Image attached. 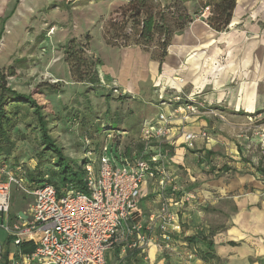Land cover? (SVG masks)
<instances>
[{
	"label": "crops",
	"instance_id": "0c3cea01",
	"mask_svg": "<svg viewBox=\"0 0 264 264\" xmlns=\"http://www.w3.org/2000/svg\"><path fill=\"white\" fill-rule=\"evenodd\" d=\"M23 1L27 2L16 0L0 22L9 21ZM206 2L171 0L165 5L183 6L190 22L171 38L162 64L141 46L104 44L118 59L99 72L107 84L128 94V104L140 113L139 119L158 124L153 113L159 110L171 117L165 140L173 157L171 169L182 192L196 197L174 207L184 230L173 256L162 254L154 243L146 258L140 253L122 254L118 248L109 257L115 256L119 264H190L186 254L206 249L207 242L214 244L216 258L210 261L215 264H264V0H237L223 32L206 22L210 13L203 8ZM1 28L4 31L5 26ZM141 83L148 85L145 96L138 90ZM179 93L196 105L197 115L183 120L176 114L177 104L170 99ZM164 104L172 108L165 109ZM183 132H206L208 138H199L195 149L189 150ZM122 140L131 141L128 133ZM142 193L141 212L159 206L151 183ZM5 238L1 232L0 242L5 244ZM6 247L10 258L16 249ZM210 261L196 256L191 264Z\"/></svg>",
	"mask_w": 264,
	"mask_h": 264
},
{
	"label": "built area",
	"instance_id": "2783aa9c",
	"mask_svg": "<svg viewBox=\"0 0 264 264\" xmlns=\"http://www.w3.org/2000/svg\"><path fill=\"white\" fill-rule=\"evenodd\" d=\"M209 8L206 9L208 11ZM182 82L181 80L179 83ZM116 95L120 89L112 84ZM177 104L176 114L186 120L197 115L196 105L179 93L170 99ZM170 119L161 113L158 124L145 121L140 136L123 147V135L108 134L99 147L84 138L83 182L86 192L73 186L36 185L28 179L21 166L15 169L0 167V264H108L110 252L120 249L122 254L140 253L145 258L154 243L169 257L177 252V240L183 224L175 206L192 203L196 197L183 193L171 169L172 154L165 146L170 135ZM161 123V125H159ZM186 148L195 149L206 132H183ZM120 140V145L114 141ZM151 183L160 202L149 213L139 210L143 187ZM33 197L26 217L10 218L12 188ZM181 196V200H177ZM140 217L136 222L135 217ZM31 242L35 251L21 252L20 247ZM7 245L16 249L9 258ZM189 252L188 263L196 260Z\"/></svg>",
	"mask_w": 264,
	"mask_h": 264
},
{
	"label": "rangeland",
	"instance_id": "374dc122",
	"mask_svg": "<svg viewBox=\"0 0 264 264\" xmlns=\"http://www.w3.org/2000/svg\"><path fill=\"white\" fill-rule=\"evenodd\" d=\"M131 1L70 0L69 3H60L57 0H27L17 5L16 13L9 21L5 24L0 22V26H5L4 31L2 28L0 30V34L3 33L0 36V70L14 67L15 76L9 79L10 86L21 93L30 94L36 87L46 84L58 87L59 92L56 94L44 90L43 94H35L34 98L43 107L51 137L64 148L73 162L81 163L84 157L81 143L86 136H90L85 134H89L90 130L95 131L93 127L97 125L107 124L109 119L112 122L116 117L114 126L123 127L131 140L135 141L140 136L144 121L139 119L140 113H134L128 99L120 103L116 98L102 97L106 93L98 85L77 82L70 75L63 51L66 43L75 38L85 48L86 56L93 59L97 56L102 60L100 71H104L103 66L115 63L117 54L106 48L104 36L111 23H118L124 28L119 34L128 38L129 46L136 45L139 29L130 19V13L123 12ZM170 1L155 2L162 3L163 7ZM15 2L16 0H0V16L8 14ZM171 7V12L176 15L182 12L183 6L173 4ZM110 33L109 38L115 31L110 29ZM88 37L90 42L87 44ZM160 39H166L164 33L156 34L152 43L141 45V48L159 55L162 52L159 47ZM124 42L122 39L112 41L109 47L123 48ZM146 86V83L138 85L142 96H145ZM163 107L172 108L168 104ZM162 111L166 114V110ZM161 113L159 110L153 114L159 118ZM14 121L17 125L14 131L16 147L14 153L5 160L9 170L13 165L24 164L27 176L37 178V182L48 178L53 183L56 182L54 155L44 149L37 118L32 110L21 108L16 112ZM257 126L258 131L263 128L260 123ZM100 135L105 137L106 133ZM101 141L97 140L96 143ZM261 169L264 171V167ZM32 201V196L25 195L16 187L12 188L10 218L14 219L20 214L27 215ZM205 252L206 249L200 248L195 251L200 259ZM118 262L115 256L111 259L108 257V264H119ZM209 264L215 262L210 261Z\"/></svg>",
	"mask_w": 264,
	"mask_h": 264
},
{
	"label": "trees",
	"instance_id": "16d2710c",
	"mask_svg": "<svg viewBox=\"0 0 264 264\" xmlns=\"http://www.w3.org/2000/svg\"><path fill=\"white\" fill-rule=\"evenodd\" d=\"M155 1L156 0H132L123 10V12L125 14L130 13V19L139 29V39L136 41L137 46H141L146 43H152L154 41L155 35L158 33L165 34L166 39H160L159 43V47L162 51L161 54L153 55L154 59L162 64L163 60L167 56V48L171 38L184 30L186 24L190 22V18L187 16V12L184 8H182V12H178L176 15V13L171 12L172 7H162L158 3L156 4ZM236 3L237 0H207V2L203 5V8H209L210 11L209 16L206 18L208 25L217 32L226 31L231 22ZM4 23L5 20L3 21V24ZM168 23H172L173 25H168ZM110 29H113L115 33L109 38L111 34ZM123 29L124 28L121 27L120 24L111 23L104 36L106 45L111 46L112 41L118 42L120 39H122L125 41L123 46H128V38L119 34V32ZM89 42L90 39L88 37L87 44ZM114 46L117 45H113V47ZM84 49L85 48L82 46V44L79 43L75 38L68 41V43H66V45L63 47L65 63L69 67L71 77L76 79L79 83H88L91 86L98 85L102 90H104V94L106 93L105 95H102V97H113L116 98V100H118L120 103L129 98L128 94L126 93L116 95L113 92V88H108L107 81L101 76L98 69L101 65V60L97 57L93 59L86 56L84 54ZM14 76V67H11L7 70H0V160H4L0 161V167H7L8 162L5 160H7V156H11L14 153V149L16 147L14 131L17 125L14 121V116L16 117V112L18 110L27 107L28 109L32 110L33 114L37 118L38 130L41 134L44 149L54 155V164L56 165L57 170L55 176L57 177V181L54 183L49 178L43 179L42 182H37V178H33L32 176L28 175L30 182L39 186L47 183L55 185L58 188L62 186H73L80 191L86 192V186L82 179L84 157L81 163L70 160V158L66 155L64 148L58 145L57 142L51 137L49 133L50 129L48 127L49 121L46 120V117L43 113V107L39 105L37 100L34 98L35 94H43L44 90L48 91L49 93L56 94L59 92L58 87L56 85L50 84L41 85L36 87L32 93L25 94L10 86L9 79L13 78ZM108 114L109 113L107 111L106 117H108ZM115 118H113L112 122L109 119L107 124L102 123L97 125V127H93L95 128V131L90 130L89 134H85L90 135L89 137L86 136L85 138L91 140L93 145L97 147V150H99V147L105 142L108 134H113L115 131H117V133L113 134L117 138L120 136L119 133L127 132L123 130L124 128L121 126H114L113 122L115 121ZM101 133H106L105 137H101ZM97 140L102 141L100 143H96ZM131 141L123 142L122 146L127 148ZM113 143L115 146H118L117 144L120 145L121 142L120 140H116ZM81 144L84 151L83 142ZM21 166L24 168V164H18L13 165L10 169H15ZM261 171L264 173L262 169ZM135 221L139 222L140 217H135ZM192 240L191 242H193ZM20 250L24 254H29L35 251V246L31 242H27L20 247ZM206 250L207 252H205L202 256V260L205 262L214 260L216 256L214 244L212 242H207Z\"/></svg>",
	"mask_w": 264,
	"mask_h": 264
}]
</instances>
